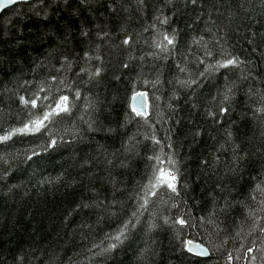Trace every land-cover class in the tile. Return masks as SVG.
<instances>
[{"label": "trees", "instance_id": "trees-1", "mask_svg": "<svg viewBox=\"0 0 264 264\" xmlns=\"http://www.w3.org/2000/svg\"><path fill=\"white\" fill-rule=\"evenodd\" d=\"M173 33L174 47H157ZM228 54L245 63L197 77ZM193 77L200 83L191 88L178 83ZM138 93L146 117L132 109ZM60 95L70 113L0 144V264H264V192L256 189H264V113L256 111L264 106V0H38L7 9L0 135ZM33 150L40 155L27 160ZM160 168L176 172L178 194H151ZM121 231L123 243L113 239ZM188 240L210 257L187 252Z\"/></svg>", "mask_w": 264, "mask_h": 264}, {"label": "snow or ice", "instance_id": "snow-or-ice-1", "mask_svg": "<svg viewBox=\"0 0 264 264\" xmlns=\"http://www.w3.org/2000/svg\"><path fill=\"white\" fill-rule=\"evenodd\" d=\"M16 2H17V0H0V5H6V4H10V3H16ZM139 2L143 3V0H139ZM189 2L195 6L197 4L198 0H189ZM157 19H159V17ZM160 23L167 24L168 23L167 17H165L163 20H160ZM164 41H166V44L163 43ZM201 41H203V37H200V40L195 41V42L200 43ZM129 42H130V38L124 39L122 41L123 44H129ZM217 43H219L218 40H217ZM174 44H175V33H173V35H171V36H169L168 34H163V41H161V43L158 44L157 47H160L162 51H166L168 49V46L174 47ZM205 55L211 56L212 53H211V51H206ZM198 63L204 64L205 62L203 60H200V61H198ZM244 63H245V61L240 60L239 57H234V56H231V54H228L227 57H223L221 60H217L213 64L205 65L203 70L197 74V77H206V75H208L210 73L214 74L219 69L239 68ZM123 66L125 68L128 67L127 64H125ZM180 71L184 72L185 69L180 68ZM99 73H100V70L97 69L96 75H99ZM242 78L246 79L247 77H242ZM178 83L182 87L191 88L194 85H198L200 83V80L198 78L193 77V78H189V79H185V80H178ZM234 86L235 85L226 86L225 91L222 93L223 99H222L221 104H220L219 109H218L220 113H226L229 110L227 107H224V104L230 102V100L232 98ZM40 91H43V88H41ZM137 95L144 96L145 93H138ZM75 98L76 99L80 98V92L78 90L75 92ZM175 98L179 99V97H175ZM19 99L24 105L27 106L29 104V100H26L23 96H21ZM38 99H39V96H36L35 98L31 99L30 103H31L32 108L37 107V100ZM44 99H48V97H45ZM262 99H264V97H262ZM68 100H69V96L60 95L59 100L54 101L55 107H53L52 104L50 103L44 107L42 114H40V115L32 116V113H29V115L32 116V118L30 120H28L27 122H25L22 127L14 128L11 131L6 132V134L0 135V144H3L7 141H10L13 138V136H15L17 134H20V135L33 134L34 135L36 133H40L42 131V129H44V130L48 129V126L55 122L54 121L55 117H59L61 115V113H64V114L70 113L71 110L68 106ZM133 111L136 113L137 116L143 117L145 115V113L143 111L137 110L135 108H133ZM256 111L260 112V113H264V106L258 108ZM208 114L210 116L214 115V113L212 111H209ZM88 127H89V129H91L92 125L89 124ZM61 139H62V137H61ZM156 143H159V141H156ZM56 144H57V139L51 138L49 140L47 147H55ZM169 146H171V145H169ZM39 155H40V153L33 150L31 155L26 156V159L32 160L33 157L39 156ZM4 162L7 163V161H4ZM169 163L174 164L175 162L170 160ZM177 171H178V169H177ZM153 179L155 180V183H152V180L149 181V183L151 185L150 191H151V194L153 196L158 195V192L155 191L154 189H157L159 187H166L167 189H170L172 193L178 194L177 193V186H176V182H177L178 177H177L176 172L169 171L166 173L163 168H160V169H158V175L156 173H153ZM256 189L260 190L261 192H264V189H262L259 184L256 185ZM252 199H256V197L253 196ZM261 203H264V201H261ZM147 205H148V200L145 198L144 202L140 205V209H145ZM225 206H230L227 204V201H225ZM221 210L223 211L224 209L222 208ZM138 211H139V209H138ZM261 211H264V209H261ZM136 215H137L136 213H133V216H136ZM212 215L214 216L215 212H213ZM201 219H203V218H201ZM129 223H131V221H129ZM165 223L167 224L168 221L165 220ZM173 223L179 224L182 226H184V225H187L189 227L192 226L184 218H176L173 221ZM209 223H212V221L209 220ZM150 227H155V225H150ZM125 228H127V225H125ZM122 237L124 239H126L127 233L124 231H121L120 234L116 235L113 239L116 242L123 243ZM192 243H193L192 240L187 241V245H188L187 252L192 253L195 256L209 257L211 255V253L207 247L197 245L195 250H194L193 247H191ZM117 246H118L117 243H112V244L108 245L106 248L102 249L101 251H102V253L111 252L112 250L116 249ZM248 251H252V249L249 248ZM229 259H231V256H229ZM253 259H255V257H253Z\"/></svg>", "mask_w": 264, "mask_h": 264}, {"label": "water", "instance_id": "water-1", "mask_svg": "<svg viewBox=\"0 0 264 264\" xmlns=\"http://www.w3.org/2000/svg\"><path fill=\"white\" fill-rule=\"evenodd\" d=\"M34 1H38V0H17L16 3H10V4H6V5H0V15L6 11L7 9L15 6V5H18V4H24V3H30V2H34ZM132 107L137 109V110H140V111H143L145 113V115H147L148 113V100H147V97L146 95L144 96H139V95H136L133 100H132ZM197 245H200V246H203L205 247L204 245L202 244H197V243H192L191 247H193V249L195 250L196 246ZM197 257H200V258H209V257H203V256H197Z\"/></svg>", "mask_w": 264, "mask_h": 264}, {"label": "bare ground", "instance_id": "bare-ground-1", "mask_svg": "<svg viewBox=\"0 0 264 264\" xmlns=\"http://www.w3.org/2000/svg\"><path fill=\"white\" fill-rule=\"evenodd\" d=\"M133 100V99H132ZM148 100V99H147ZM131 105H132V103H131ZM132 109H133V107H132ZM148 113H149V102H148ZM148 113H147V115H144L145 117L146 116H148ZM198 244V243H197Z\"/></svg>", "mask_w": 264, "mask_h": 264}]
</instances>
